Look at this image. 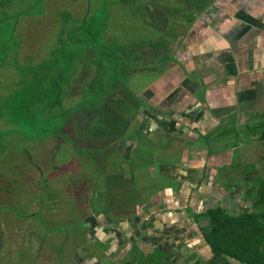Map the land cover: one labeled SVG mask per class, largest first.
Segmentation results:
<instances>
[{"label": "rangeland", "instance_id": "rangeland-1", "mask_svg": "<svg viewBox=\"0 0 264 264\" xmlns=\"http://www.w3.org/2000/svg\"><path fill=\"white\" fill-rule=\"evenodd\" d=\"M208 3L0 0V264H79L81 259L86 264L176 263L162 251L146 255L137 244L125 259L120 256L124 248L112 259L96 253L94 247L83 249L87 246L82 242L89 243L90 238L82 222L89 223L95 217L100 226L117 217L135 218L140 210L144 212L142 205L148 197L159 191L166 195V186L181 185L160 174L156 163L171 157L165 159L160 149L142 139L145 128L139 130L143 103L139 92L156 76L149 70L159 69L155 65L159 64L160 49L155 56L149 47L148 57L142 55L146 51L143 45H139L138 52L134 45L164 41V35L174 31L179 18L188 17ZM116 45L130 54L128 73L122 69L124 55H119L122 50ZM36 60L38 70H31ZM143 61L149 68L144 69ZM113 67L117 74L112 72ZM78 68L83 72L79 69L77 76L82 75L74 79ZM37 71L41 77L34 74ZM23 77L33 82L27 84ZM98 77L100 80L95 79ZM90 80L94 81L88 85ZM31 88L35 89L33 93ZM23 98L30 99L25 106ZM34 99L41 104L33 106ZM249 121L255 123V119ZM232 130L233 123L224 128V133ZM260 130L256 128L254 136L246 131L245 139L253 136L251 139L257 140L253 145L262 144L263 150L264 132L257 135ZM137 139L142 148L133 151L140 162L137 157L123 158L117 147H129ZM212 140L208 137L198 145L210 147ZM165 141L156 146L174 149ZM171 156L176 159L177 154ZM235 156H239L238 151ZM236 164L219 171V183L227 185L226 179L234 180L227 188L240 185L234 178ZM262 185L242 182V190L235 194L238 204L231 211L238 215L251 207V199L257 200ZM250 186L252 198L246 192ZM77 203L80 207L72 211ZM192 205L198 212L203 209L200 204ZM185 211H179V218L198 217ZM198 220L192 223L196 230L190 234V243L200 250L188 251L182 246L180 253L188 257L177 264H194L193 259L208 263L213 255L202 234L209 222ZM116 227L118 224L112 229Z\"/></svg>", "mask_w": 264, "mask_h": 264}, {"label": "crops", "instance_id": "crops-1", "mask_svg": "<svg viewBox=\"0 0 264 264\" xmlns=\"http://www.w3.org/2000/svg\"><path fill=\"white\" fill-rule=\"evenodd\" d=\"M208 2L205 7L191 11L188 17L179 18L174 31L164 35L167 48L159 51V64L155 65L159 69L152 71L156 76L139 92V100L143 102L139 130L145 128L142 139L160 149L165 159L171 157L156 165L162 176H170L181 184L179 188L166 186L167 196L159 191L148 197L142 205L144 212L140 210L135 218L114 219L131 240L133 235L138 237L141 233L145 248L157 247L151 237L164 232L169 243L176 238L180 243L185 240V244H190V234L196 230V224L192 223L199 221L193 215H204L216 207L230 213L238 204L235 194L242 190V182L261 185L264 181V148L262 150V144L254 146L257 140L251 139L256 128L261 129L257 135L264 132V0ZM166 51L168 59L162 63L160 59ZM38 65L36 60L32 68ZM79 69L83 72L78 68L74 79L82 75L77 76ZM36 74L42 75L39 71ZM248 119H255V123L249 124ZM232 123L233 130L224 133V128ZM246 131L253 134L251 140L245 139ZM208 137L214 138L212 146L198 145ZM161 140L173 144L174 149L158 148L156 143ZM138 141L132 142L130 153L123 158L137 157L140 162V156L133 151L142 148L140 141L136 144ZM236 151L239 156H235ZM174 154H177L176 159L171 156ZM235 161L234 178L240 185L227 188L234 180L226 179L227 185L219 183V171L234 165ZM145 174L146 171L142 177ZM88 188L94 192V188ZM251 190V186L246 189L248 195ZM175 195L178 196L172 201ZM192 204H200L203 209L193 210ZM79 207L77 203L74 211ZM183 209L192 218H179ZM123 243L118 247L124 248ZM187 257L183 256L181 261Z\"/></svg>", "mask_w": 264, "mask_h": 264}, {"label": "trees", "instance_id": "trees-1", "mask_svg": "<svg viewBox=\"0 0 264 264\" xmlns=\"http://www.w3.org/2000/svg\"><path fill=\"white\" fill-rule=\"evenodd\" d=\"M126 1L128 2L130 0ZM190 22L191 20H189V23ZM140 44L143 45L142 47L146 50L142 52V55H148V57H150L151 55L147 50L148 47L152 48V50H154L155 52L156 50L166 48L163 40L155 42L153 44L151 42H141L134 45V50H137V52ZM116 46L117 48H120L122 50L119 52V55H124V57L122 58V69H125L128 73V70L130 69L128 68V66H130L132 62L131 57L129 56L130 54H126L124 48H122L123 46ZM125 57L127 58L126 63ZM166 59H168L167 54H162L160 61L164 63ZM143 67L144 69L149 68V64L146 63V61H143ZM113 68L114 69L112 70V72L115 71V73L117 74L116 68ZM34 69L35 68H31V70ZM149 71H156V69ZM36 76L38 77L37 74ZM23 78L25 79V82L27 84H31L33 82L32 81L31 83H28V79L26 77ZM95 79L100 80L99 77ZM38 80L35 79V81ZM54 86L55 88H57L56 84H54ZM31 90L32 93L33 91H35V89L33 88H31ZM25 91H30V89L26 88ZM25 91L22 90V92H24L26 95H29ZM105 97L106 96H103L102 98L105 99ZM34 100L35 103L33 104V106H35L36 104H41L40 101L36 99ZM29 101L30 99L23 98L22 106H25ZM262 140L264 141V137ZM249 196L250 198H252L251 193ZM224 212L226 211L223 208L216 207L212 210H209L204 215L202 214L196 217L203 218L205 220H208L209 222H207L208 225L205 228H202V234L205 237L206 242L209 243V246L211 247V253L213 255L208 263L204 262L203 260L201 261V259H193L191 261L194 264H264V181L263 185L257 192V200L253 202L251 199V207H247L244 212L238 215L230 214L227 212L224 214Z\"/></svg>", "mask_w": 264, "mask_h": 264}, {"label": "flooded vegetation", "instance_id": "flooded-vegetation-1", "mask_svg": "<svg viewBox=\"0 0 264 264\" xmlns=\"http://www.w3.org/2000/svg\"><path fill=\"white\" fill-rule=\"evenodd\" d=\"M125 148V150H124ZM117 149H119V151L122 150V155H128L131 151V146H124V145H119L117 147ZM172 186V185H171ZM74 211V209L72 210ZM92 219H94L93 221H90L89 223L82 222V225L84 227V230H87V234L90 238V242H82L84 244L83 249H91V247L97 250L96 253L98 254H103L105 253V257L109 258L114 255H119L120 252H116L119 249H121L120 247H118V244L120 242H124L123 243V251L121 252L120 256L121 258H126L128 253H131L132 250L134 249V247L136 246V244L139 247V250L142 251L143 253H145L146 255L155 253V252H159L162 251L164 253H166V255L170 256V259H175L174 261L176 262L175 264H177V262L181 261L183 256H185V254H181V250H183L185 246V248L187 247V249H192L195 251L200 250V247L197 245H194L192 243L190 244H185V240L180 243L181 240H172V242L169 243V241L167 242V238L165 237V232L159 234V236H153L151 237L154 240L155 246L154 249L151 248H147L148 251L150 252H146V248H145V243L144 246L142 244V239L143 236L140 237L141 233H138V237H136L135 235H133V240H131L127 234L124 232V230L119 229V224L115 221V220H110L108 222H106L105 224H102L100 226H97V224L101 223L98 220L95 219V217H93ZM118 224V227H116L115 229H112V226H115ZM113 233H116L117 236ZM163 236V237H162ZM97 237V238H95ZM148 239H150V237L147 236ZM184 238V237H182ZM170 239V238H169ZM185 239V238H184ZM179 241V243H178ZM166 244H170L169 246ZM185 244V245H183ZM153 246V243L151 244ZM64 248H66V246H63ZM118 247V249H117ZM68 248V247H67ZM133 248V249H132ZM92 250V249H91ZM95 250V251H96ZM116 250V251H114ZM99 251V252H98ZM114 251V252H113ZM127 251V252H126ZM94 252V251H92ZM211 252V251H210ZM176 254V255H175ZM78 255V254H77ZM79 259H81L80 256H78ZM82 262L77 261L79 264H86L85 262H83V259H81ZM85 261V259H84ZM119 261H123V259H120Z\"/></svg>", "mask_w": 264, "mask_h": 264}, {"label": "water", "instance_id": "water-1", "mask_svg": "<svg viewBox=\"0 0 264 264\" xmlns=\"http://www.w3.org/2000/svg\"><path fill=\"white\" fill-rule=\"evenodd\" d=\"M170 245V244H169ZM239 264H241V263H239ZM245 264V263H244Z\"/></svg>", "mask_w": 264, "mask_h": 264}]
</instances>
